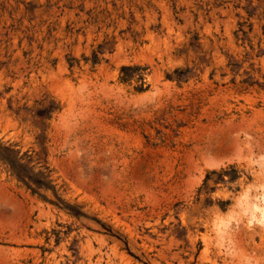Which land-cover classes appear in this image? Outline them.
<instances>
[{"label":"rangeland","instance_id":"rangeland-1","mask_svg":"<svg viewBox=\"0 0 264 264\" xmlns=\"http://www.w3.org/2000/svg\"><path fill=\"white\" fill-rule=\"evenodd\" d=\"M0 264H264V0H0Z\"/></svg>","mask_w":264,"mask_h":264}]
</instances>
